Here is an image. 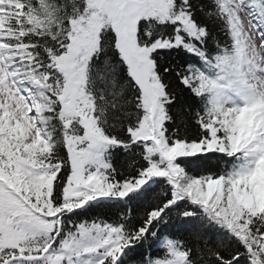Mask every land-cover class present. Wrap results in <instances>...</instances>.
Here are the masks:
<instances>
[{"label": "snow or ice", "instance_id": "obj_1", "mask_svg": "<svg viewBox=\"0 0 264 264\" xmlns=\"http://www.w3.org/2000/svg\"><path fill=\"white\" fill-rule=\"evenodd\" d=\"M0 264H264V0H0Z\"/></svg>", "mask_w": 264, "mask_h": 264}]
</instances>
